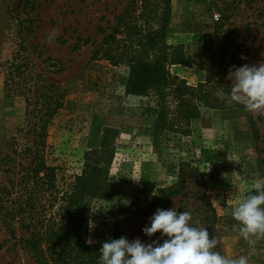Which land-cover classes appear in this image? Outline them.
<instances>
[{
    "label": "rangeland",
    "instance_id": "obj_1",
    "mask_svg": "<svg viewBox=\"0 0 264 264\" xmlns=\"http://www.w3.org/2000/svg\"><path fill=\"white\" fill-rule=\"evenodd\" d=\"M139 4L0 0V140H21L19 127L37 115L41 102L49 100V84L55 83L62 107L48 130V161L58 168L61 190L82 171L86 152L100 146L103 129L119 131L111 169L114 195L92 203L90 240L101 248L121 236L148 243L158 239L160 233L151 238L143 233L154 214L143 209L160 189L178 183L183 166L188 175L184 194L172 197L163 209L190 211L195 224L196 216L208 212L199 211L204 195L209 212L215 213V235L209 231L219 239L214 250L264 264V236L244 238L231 215L254 180L264 178V111L251 112L258 132L239 108L202 106L183 131L157 135V97L127 95L129 68L92 58L104 37L99 27L110 32L117 15ZM52 32L55 39L47 42ZM168 41L183 44L190 57L188 65L171 66L172 74L196 85L222 68L231 84L232 66L264 63V0H172ZM24 235L19 227L11 234L0 217V264H38Z\"/></svg>",
    "mask_w": 264,
    "mask_h": 264
},
{
    "label": "trees",
    "instance_id": "obj_2",
    "mask_svg": "<svg viewBox=\"0 0 264 264\" xmlns=\"http://www.w3.org/2000/svg\"><path fill=\"white\" fill-rule=\"evenodd\" d=\"M171 16L172 0H140L139 9L133 6L115 17L110 32L99 27L104 37L92 58L129 68L127 95L157 97L161 106L157 135L165 130L183 131L199 116L202 106L239 108L258 132L251 112L216 96L218 90L229 92L232 87L222 68L216 76L196 85L171 73V66L190 63L184 45L168 41ZM89 42L88 37L84 43ZM61 97L57 84L50 83L49 100L42 101L34 111L37 115L19 127L21 140L17 136L0 140V217L11 234L16 233L17 227L24 230L27 235L22 240L38 264H98L100 246L88 243L90 210L95 201L114 195L116 183L111 169L119 131L112 127L103 129L100 146L86 152L82 171L67 189L61 190L58 168L48 161V130L62 107ZM185 170L182 166L178 183L160 189L143 213H155L172 197L184 194L188 181ZM192 171L197 173V168ZM199 200V211L208 212L196 216V223L215 235L211 224L215 213L209 212L212 208L208 207L211 204L204 195Z\"/></svg>",
    "mask_w": 264,
    "mask_h": 264
},
{
    "label": "clouds",
    "instance_id": "obj_3",
    "mask_svg": "<svg viewBox=\"0 0 264 264\" xmlns=\"http://www.w3.org/2000/svg\"><path fill=\"white\" fill-rule=\"evenodd\" d=\"M55 36V32L49 33L47 42ZM228 79L232 87L229 92L218 90L215 94L219 99L242 105L249 112L264 111V63L234 65ZM251 189L231 210L238 222L233 227H238L244 238L264 236V178L254 180ZM177 209L158 208L151 216L142 231L149 238L157 233L160 236L150 243L140 238L129 240L126 236L104 242L98 264H249L246 256L229 258L215 251L218 241L214 235L210 236L208 228L198 222L194 224L190 211Z\"/></svg>",
    "mask_w": 264,
    "mask_h": 264
}]
</instances>
